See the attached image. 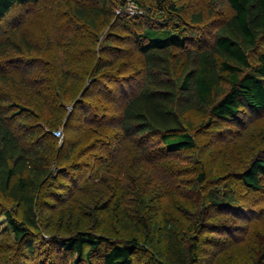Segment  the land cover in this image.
<instances>
[{"label":"trees","instance_id":"trees-1","mask_svg":"<svg viewBox=\"0 0 264 264\" xmlns=\"http://www.w3.org/2000/svg\"><path fill=\"white\" fill-rule=\"evenodd\" d=\"M57 1L0 0V222L13 232L11 242L0 234V264H94L97 252L103 264H136L142 253L149 264H199L203 230L245 242L250 226L227 219L264 217L236 187L263 191L264 149L238 178L210 185L182 115L203 110L212 129L264 114V0H211L188 16L175 1L135 0L144 11L135 17L116 14L120 0ZM133 52L145 70L130 94ZM74 122L81 132L68 136ZM94 150L98 162H85ZM62 179L72 198L60 211L80 216L62 227L51 219L48 240L38 230ZM154 194L168 206L158 214ZM183 195L185 215L171 214ZM215 211L227 222H210Z\"/></svg>","mask_w":264,"mask_h":264},{"label":"rangeland","instance_id":"rangeland-1","mask_svg":"<svg viewBox=\"0 0 264 264\" xmlns=\"http://www.w3.org/2000/svg\"><path fill=\"white\" fill-rule=\"evenodd\" d=\"M50 2L57 3V0H49ZM121 2L118 3L117 7L115 8L117 15H128V16H141L143 15L144 11L137 4L135 0H120ZM144 4L146 3L145 0ZM175 1L178 5H184L185 15H189L195 12H198L200 10H205L206 6L209 5L208 3L211 0H171ZM223 8L219 7V10ZM55 24L53 21L48 20L47 28L49 30V35H56V31H53V26ZM113 33L118 34L120 36L129 35V31L116 29ZM213 32L209 33L208 37H212ZM209 37V38H210ZM62 42V40H61ZM134 45L133 41L126 44L124 48H130ZM135 46V45H134ZM263 49V45L261 46ZM180 53V52H179ZM180 55H182L180 53ZM173 63L175 59L172 60ZM128 66V67H127ZM180 70L183 69V64H180ZM124 68L128 69L129 71L133 72L132 75L130 72L128 75L135 76L137 75V78L135 79L134 83H132V86H129L126 88L129 90L130 94H133L136 92L134 89L136 88L139 90V87L144 82V65L141 62V56L136 54V52H133V58L131 61L128 62V65H126ZM139 74V75H138ZM99 94V92L97 93ZM94 98V97H93ZM80 114V111L78 112ZM82 114V112H81ZM210 115L207 114L205 111L201 110H193L190 112L185 113L182 115V118L184 119L186 124L193 123L194 129L192 130L193 133L197 135L198 140V152L199 157L204 163V169L208 170L209 173V183L210 185H215L216 179L221 180V182H224L225 180H231L229 179V174H234L236 176L235 178H238L236 174L237 172H240L244 167L248 165L250 160L255 156L254 154H257V149L259 147L264 149V114L260 116L258 119H249V116H246L242 119V126L235 125L230 121H221L217 120L214 121L213 125L214 127L212 129H205L208 124H210ZM189 122V123H188ZM62 139H59L57 136H55V131L52 132V134L57 138V140L60 142L63 141V138L65 137L66 130L62 129ZM80 128L77 125V123H73L69 132L68 136H79L80 134ZM92 144H88L87 148L90 147ZM103 147L100 145L97 149L99 150ZM94 151H89L86 155H84L83 160L85 162H88V160L95 161L93 159V154H95ZM264 152V151H263ZM183 157H187V155H183ZM86 158V159H85ZM92 158V159H91ZM96 162L98 160L96 159ZM202 163V164H203ZM80 175V173H79ZM184 177L189 178V175H185ZM221 177V178H220ZM64 185H66V189H55V195L58 199H52L53 197H49L45 201V207H44V215H43V227L38 230V234L49 237L50 234L46 231V223H52L50 222L51 219L53 221L55 220V224L59 222V225L64 226L63 224H66L69 219L67 218L70 216L68 210H62L60 211V208H62L69 200H71L72 195L69 191V187L72 186V183L68 179H62L61 181ZM83 182V180H82ZM237 189L241 190V193L243 194V201L250 202L255 208H259L261 211L264 210V189L263 191L253 194L250 191L246 190L245 187L240 183L236 182ZM262 184L264 187V178L262 179ZM209 185V184H208ZM240 186V188H239ZM190 192L189 190H187ZM195 194V192H193ZM192 193V194H193ZM191 194V195H192ZM197 194V193H196ZM178 196L175 199L171 198V214L172 210L176 212H179V217L181 216V213L183 214L185 211V207L188 206L187 196L183 195ZM194 197V196H193ZM60 198V199H59ZM156 198V200H155ZM186 198V199H185ZM82 199H85V197H82ZM166 201V200H165ZM164 199H158V195L154 194V199L152 201V205L155 204L156 213L158 214L160 210L163 211V209L166 210L168 206L162 207L164 204ZM74 207H76L74 205ZM78 207V206H77ZM80 208V207H78ZM77 209L73 211L74 215L72 214L70 217L78 218L80 216L77 213ZM163 208V209H162ZM178 208V209H175ZM71 211V210H69ZM103 214V213H102ZM213 214L218 215V213L215 211ZM56 215V216H54ZM185 215V213H184ZM219 218H211L210 222H216L213 223L214 225H218L222 222H227L225 219H222L221 215ZM223 216V215H222ZM256 217H254L252 220L247 221L246 218H243L242 220H236L235 217H231L227 219L230 221V224L234 225V228H247L250 226V229L247 233L248 237L245 242H242L240 240H236L235 237L241 236L242 233H238L237 235L234 233L235 237H233L231 234H223L221 231L218 230H203L202 233L199 234L200 238V245H201V252H200V262L199 264H261L260 257L262 256V252L264 250V217H259L255 214ZM215 217V215H214ZM175 215H171V219H174ZM77 220V219H76ZM102 220L105 221V225L109 224L107 221V218L105 216L102 217ZM213 220V221H212ZM79 221V220H78ZM107 222V223H106ZM53 224V223H52ZM231 225V226H232ZM109 228L111 225L108 226ZM215 227V226H214ZM113 229V228H112ZM11 228L9 227V224L6 220H2L0 222V234H4L1 238L5 241H13V233L10 231ZM8 233H10L8 235ZM7 234V235H5ZM45 234V235H44ZM228 236L229 239H225V236ZM2 242V241H1ZM228 244H230V247H225ZM102 252H97L94 256V264H103L102 262ZM138 259L136 260V264H149L147 262V258L145 254L142 253V255H138ZM75 258L70 257L66 262L67 264H71L74 261ZM29 259H24L26 263H28Z\"/></svg>","mask_w":264,"mask_h":264},{"label":"built area","instance_id":"built-area-1","mask_svg":"<svg viewBox=\"0 0 264 264\" xmlns=\"http://www.w3.org/2000/svg\"><path fill=\"white\" fill-rule=\"evenodd\" d=\"M55 136H57L59 139H62V137H63L62 130L61 129L56 130L55 131Z\"/></svg>","mask_w":264,"mask_h":264}]
</instances>
